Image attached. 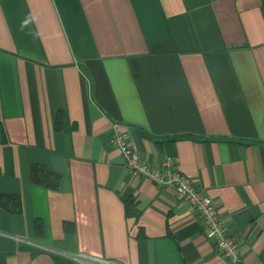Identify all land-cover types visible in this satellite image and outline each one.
Wrapping results in <instances>:
<instances>
[{"label": "crops", "instance_id": "obj_1", "mask_svg": "<svg viewBox=\"0 0 264 264\" xmlns=\"http://www.w3.org/2000/svg\"><path fill=\"white\" fill-rule=\"evenodd\" d=\"M115 130L153 167L173 157L264 264V0H0V193L21 198L0 206V264H228Z\"/></svg>", "mask_w": 264, "mask_h": 264}, {"label": "built area", "instance_id": "obj_2", "mask_svg": "<svg viewBox=\"0 0 264 264\" xmlns=\"http://www.w3.org/2000/svg\"><path fill=\"white\" fill-rule=\"evenodd\" d=\"M108 143L112 147L119 149L124 164L130 170L142 173L158 183L171 187L176 194L188 201V204L192 206L203 225L202 230L206 239L216 248L228 264H244L240 253L239 241L227 230L225 223L219 216L217 204L213 202V199L207 193L199 190L190 175H185L180 170L173 157L166 156L160 161L158 166L153 167L128 142L126 135L116 130L112 133ZM68 257L77 264H121L109 258L84 252Z\"/></svg>", "mask_w": 264, "mask_h": 264}, {"label": "trees", "instance_id": "obj_3", "mask_svg": "<svg viewBox=\"0 0 264 264\" xmlns=\"http://www.w3.org/2000/svg\"><path fill=\"white\" fill-rule=\"evenodd\" d=\"M62 117L61 112H58L56 119ZM31 177L35 184L42 185L48 188H57L60 182V175L48 169L46 166L34 163L31 166ZM131 198L124 199L125 208L128 214H131ZM0 206L9 212L21 211V198L17 193H0ZM53 264H77L71 258L67 256L51 253Z\"/></svg>", "mask_w": 264, "mask_h": 264}]
</instances>
